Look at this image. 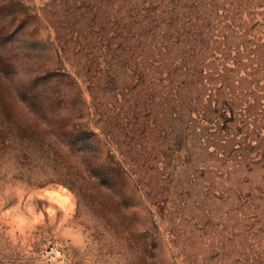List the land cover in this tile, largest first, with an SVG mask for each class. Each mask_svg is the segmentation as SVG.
Returning a JSON list of instances; mask_svg holds the SVG:
<instances>
[{"label": "rangeland", "instance_id": "obj_1", "mask_svg": "<svg viewBox=\"0 0 264 264\" xmlns=\"http://www.w3.org/2000/svg\"><path fill=\"white\" fill-rule=\"evenodd\" d=\"M0 264H264V0H0Z\"/></svg>", "mask_w": 264, "mask_h": 264}]
</instances>
